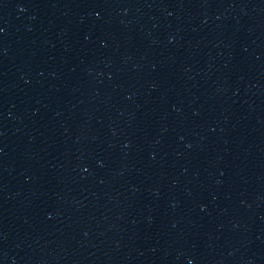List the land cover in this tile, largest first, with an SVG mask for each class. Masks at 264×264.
<instances>
[{"label": "water", "instance_id": "95a60500", "mask_svg": "<svg viewBox=\"0 0 264 264\" xmlns=\"http://www.w3.org/2000/svg\"><path fill=\"white\" fill-rule=\"evenodd\" d=\"M0 264H264V0H0Z\"/></svg>", "mask_w": 264, "mask_h": 264}]
</instances>
